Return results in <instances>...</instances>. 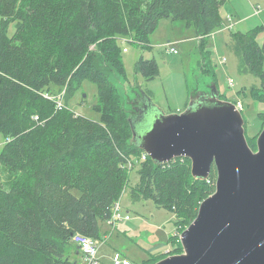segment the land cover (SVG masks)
<instances>
[{"label":"trees","instance_id":"trees-1","mask_svg":"<svg viewBox=\"0 0 264 264\" xmlns=\"http://www.w3.org/2000/svg\"><path fill=\"white\" fill-rule=\"evenodd\" d=\"M224 2L0 0V166L10 177L5 183L0 175V264H79L73 234L100 238L101 223L129 186L127 159L143 153L132 142L128 113L111 79L112 73L126 78L119 40L133 34L144 44L164 18L181 19L207 38L223 24ZM231 35L247 70L264 82V25ZM136 72L147 80L160 73L156 60L143 56ZM85 80L97 84L98 120L69 106ZM64 88L67 100L59 108L56 96ZM256 98L264 101V89ZM255 139L247 136L253 149ZM137 170L132 199H152L177 217L185 214V228L215 189L192 176L187 157L156 164L147 156ZM216 177L213 167L208 179ZM170 237V243L176 239ZM180 245L143 264L184 251Z\"/></svg>","mask_w":264,"mask_h":264},{"label":"rangeland","instance_id":"rangeland-1","mask_svg":"<svg viewBox=\"0 0 264 264\" xmlns=\"http://www.w3.org/2000/svg\"><path fill=\"white\" fill-rule=\"evenodd\" d=\"M251 2L260 7L259 15L248 19L246 25L244 23L236 25L232 22L233 32L244 33L259 24L264 25V0H249V5ZM222 12L221 16L225 21L228 13L231 14L230 19L233 16V20L244 16V10L241 11L234 0L228 1ZM15 30V24H12L10 34L12 35ZM228 32V30L225 34L212 32L207 38H202L193 28L188 27L185 21L164 18L144 44L138 43L133 34L121 38L119 44L122 48L126 78L117 80L118 74L112 73L111 79L118 85L127 109L135 111L136 106H141L143 100L139 95L143 92L148 94L156 106L166 114L183 111L191 101L192 90H209L215 82L223 99L241 104L246 135L249 138L256 137L254 141L256 145L257 135L264 126V101L256 97L259 90L264 89V82L247 70L241 56L233 48V37ZM204 38L206 40L202 41ZM263 39L262 35L260 42ZM168 44L174 46L177 52L170 51ZM142 56L154 58L158 63L160 73L156 78L147 80L136 72V62ZM203 65L207 68L206 72ZM230 79H233L232 83ZM58 94L56 98L66 104L65 88ZM97 95V84L85 80L70 98L69 106L77 114L98 120L100 115L94 110V104L98 102ZM4 143V136L0 133V150ZM142 158V156L139 159L129 158L133 163V167L126 168L130 172L129 186L120 199L121 212L126 213V210H129L132 215L131 222L122 219L117 221L115 226L109 220L101 223V236L97 239L101 264H112V255L117 250L127 256L132 264H143L161 252L180 250L178 238L187 223L184 220L185 214L177 217L169 209L155 204L152 199L136 200L131 197V189L139 180L137 169ZM0 175L3 182H9L10 177L1 166ZM207 180L212 185L215 182ZM170 235L176 237L171 243ZM77 254L79 264H86L79 250Z\"/></svg>","mask_w":264,"mask_h":264},{"label":"water","instance_id":"water-1","mask_svg":"<svg viewBox=\"0 0 264 264\" xmlns=\"http://www.w3.org/2000/svg\"><path fill=\"white\" fill-rule=\"evenodd\" d=\"M113 82L128 113L132 142L154 163L187 157L192 176L201 180L216 167L215 190L180 233L184 251L153 264H264V126L253 149L242 110L222 98L215 82L209 90H192L186 109L168 114L143 92L141 106L130 111Z\"/></svg>","mask_w":264,"mask_h":264},{"label":"built area","instance_id":"built-area-1","mask_svg":"<svg viewBox=\"0 0 264 264\" xmlns=\"http://www.w3.org/2000/svg\"><path fill=\"white\" fill-rule=\"evenodd\" d=\"M258 10V9H257ZM170 45V51L172 52H177V49L174 46ZM126 50V49H124ZM233 82V79H230V83ZM238 106L239 109L242 110V106L240 103L235 102ZM57 106L63 107V102L62 100L58 99L57 100ZM38 118V116H36V119ZM147 156H149L145 151H143L142 153V160L146 159ZM135 164V161H134ZM129 167H133V163L132 161L128 158L127 162H126V168ZM210 181V179H209ZM216 182V180H215ZM214 182V185H215ZM131 218V213L130 212H126V213H122L121 212V205L120 202L116 200L114 206H113V212H112V216L109 219L110 223H112L114 226L116 224L117 221L119 220H129ZM73 242L77 245V247L79 248V251L83 254L85 260H86V264H101L99 255H98V244H97V240L93 239L92 237L83 234L81 232H76L73 234ZM112 264H132V262L123 255V253L121 251H115L112 255Z\"/></svg>","mask_w":264,"mask_h":264},{"label":"crops","instance_id":"crops-1","mask_svg":"<svg viewBox=\"0 0 264 264\" xmlns=\"http://www.w3.org/2000/svg\"><path fill=\"white\" fill-rule=\"evenodd\" d=\"M230 2V0H225V2L222 4V7L220 8V14L223 15V12H222V8L227 4V2ZM234 2L237 4V6L239 7V9L241 11L244 10V16L242 18H238V19H235L233 20V16H232V19L231 18V14L228 13V18L226 22L224 19H223V24L222 26L216 28L212 34L218 32V33H221V34H225L227 32V30L230 32V34L233 32V25L236 24V25H246L247 24V20L250 19L252 16H256V15H259V11H260V7L258 6H255L252 2L250 3L249 5V0H234ZM258 9V10H257ZM227 10V8H226ZM236 18V17H235ZM232 20V21H231ZM234 24H233V23ZM260 25V24H259ZM262 25V24H261ZM258 26V25H257ZM228 32V33H229ZM126 212H129V210H126ZM132 220V215H131V218L127 221H130L131 222ZM171 234V233H170ZM171 236V235H170ZM166 242H164L165 244ZM166 246V245H165ZM167 247H165L166 249ZM119 251V250H117ZM149 251H153V250H149ZM169 251V250H168ZM161 253H164V252H161ZM124 255V254H123ZM127 257V256H126ZM128 258V257H127ZM84 262V259L82 260ZM85 264V263H84Z\"/></svg>","mask_w":264,"mask_h":264},{"label":"bare ground","instance_id":"bare-ground-1","mask_svg":"<svg viewBox=\"0 0 264 264\" xmlns=\"http://www.w3.org/2000/svg\"><path fill=\"white\" fill-rule=\"evenodd\" d=\"M63 99V98H62ZM58 98H56V102H57ZM63 102V101H62ZM65 105V103L63 102V106ZM58 107V106H57ZM120 202V200H118Z\"/></svg>","mask_w":264,"mask_h":264},{"label":"flooded vegetation","instance_id":"flooded-vegetation-1","mask_svg":"<svg viewBox=\"0 0 264 264\" xmlns=\"http://www.w3.org/2000/svg\"><path fill=\"white\" fill-rule=\"evenodd\" d=\"M213 167L216 169L215 165L212 166V169H213Z\"/></svg>","mask_w":264,"mask_h":264}]
</instances>
